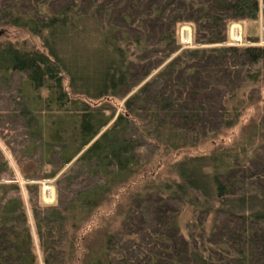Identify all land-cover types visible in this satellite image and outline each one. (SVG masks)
Masks as SVG:
<instances>
[{
    "label": "trees",
    "instance_id": "trees-1",
    "mask_svg": "<svg viewBox=\"0 0 264 264\" xmlns=\"http://www.w3.org/2000/svg\"><path fill=\"white\" fill-rule=\"evenodd\" d=\"M261 18L264 0H0V36L32 40H0V88L24 79L19 167L72 164L47 206L0 151V264H264ZM234 23L247 46H228ZM144 185L158 210L140 226Z\"/></svg>",
    "mask_w": 264,
    "mask_h": 264
},
{
    "label": "rangeland",
    "instance_id": "rangeland-1",
    "mask_svg": "<svg viewBox=\"0 0 264 264\" xmlns=\"http://www.w3.org/2000/svg\"><path fill=\"white\" fill-rule=\"evenodd\" d=\"M260 27H261L260 40L263 41L264 40V19L263 18L260 19ZM179 39L181 40L180 32H179ZM0 40H3V41L8 40L10 42L27 41L29 44L32 41L25 31L19 30V29H9V31L3 34L2 37L0 36ZM23 82H24V79L21 76H18L14 79L12 84H10L9 88L5 90L0 88V151L3 153L5 161L9 163L10 168L14 172L17 183H19L24 196H26V193H25L26 185L37 184L38 186H40L42 202L47 206H52V205H55L56 200H57V190H56L57 181L66 171H68V169L70 168L72 164L69 165L67 168H65L55 179L39 180L36 182H30V181L25 180V177L30 173L31 169L26 168V166H24V163H22L20 167L18 164L21 158L20 152L23 148L22 145H24L25 143H24L23 134L21 131L22 119L15 118V113L13 111L15 106L12 105L13 104L12 101H15V99H17L18 97V90ZM263 95H264V90H263ZM108 102L110 103L109 108H111V110H115L117 114H120L123 111L125 100H121V101L115 100V101H108ZM250 114L251 112H249L245 118H248ZM238 131H236V133H238ZM141 148L142 149L140 153H142L143 157L149 158L152 156V153L154 150L152 145L143 143ZM208 149H209V143H206L201 148L202 151L208 150ZM162 175L166 177L168 175V170H165V171L163 170ZM136 180L137 178L133 181H136ZM94 182H96L94 179H91L89 181L90 185H92ZM146 186L147 185H144L143 188L140 191H138V193L142 194V197L139 198L136 202L134 200L131 202V210H133V218H134L133 220L135 221V223H137L140 226H142L145 223L144 219H147L148 216L152 213V212L150 213L151 210H158L157 209L158 198L154 197L152 194L148 195L147 192L145 193L144 188ZM48 187L51 189L53 188L54 190V201L55 202L53 201V203H47L45 201V198H46L45 196H48L49 190L46 191ZM131 188H135V187L132 185ZM123 197H128V196L125 195ZM113 201H114V198L111 197L105 203V205L103 206L101 210H104V212H108L109 210H111ZM117 228H118V224H113V229H117ZM39 257H40V260H42V256L40 252H39Z\"/></svg>",
    "mask_w": 264,
    "mask_h": 264
},
{
    "label": "built area",
    "instance_id": "built-area-1",
    "mask_svg": "<svg viewBox=\"0 0 264 264\" xmlns=\"http://www.w3.org/2000/svg\"><path fill=\"white\" fill-rule=\"evenodd\" d=\"M180 42L183 46V49H195V45L193 43V28L190 26H182L180 28ZM229 39L230 43L228 46L234 47H244L247 44L244 42V29L242 24L234 23L229 27ZM48 196H45V201L47 203H53L54 201V190L53 188H47ZM47 193V192H46ZM55 202V201H54Z\"/></svg>",
    "mask_w": 264,
    "mask_h": 264
}]
</instances>
